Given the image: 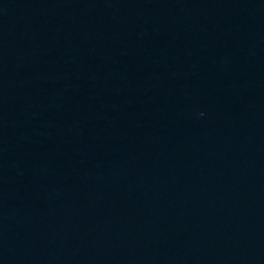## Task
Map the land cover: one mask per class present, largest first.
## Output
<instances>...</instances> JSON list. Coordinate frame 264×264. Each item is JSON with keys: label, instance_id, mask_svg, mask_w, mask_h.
Returning <instances> with one entry per match:
<instances>
[{"label": "water", "instance_id": "water-1", "mask_svg": "<svg viewBox=\"0 0 264 264\" xmlns=\"http://www.w3.org/2000/svg\"><path fill=\"white\" fill-rule=\"evenodd\" d=\"M0 264H264V0H0Z\"/></svg>", "mask_w": 264, "mask_h": 264}]
</instances>
